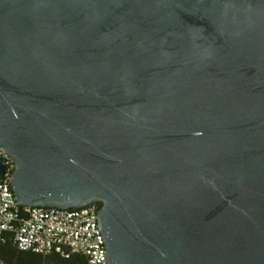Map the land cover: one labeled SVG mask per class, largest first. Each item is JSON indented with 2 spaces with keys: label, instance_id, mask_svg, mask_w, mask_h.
I'll list each match as a JSON object with an SVG mask.
<instances>
[{
  "label": "water",
  "instance_id": "1",
  "mask_svg": "<svg viewBox=\"0 0 264 264\" xmlns=\"http://www.w3.org/2000/svg\"><path fill=\"white\" fill-rule=\"evenodd\" d=\"M9 162L108 264H264V0H0Z\"/></svg>",
  "mask_w": 264,
  "mask_h": 264
},
{
  "label": "built area",
  "instance_id": "2",
  "mask_svg": "<svg viewBox=\"0 0 264 264\" xmlns=\"http://www.w3.org/2000/svg\"><path fill=\"white\" fill-rule=\"evenodd\" d=\"M8 170L0 182V237L12 234L20 251L62 258L80 255L88 264H108L104 236L99 226L101 209L92 204L80 209L30 207L16 199Z\"/></svg>",
  "mask_w": 264,
  "mask_h": 264
},
{
  "label": "trees",
  "instance_id": "3",
  "mask_svg": "<svg viewBox=\"0 0 264 264\" xmlns=\"http://www.w3.org/2000/svg\"><path fill=\"white\" fill-rule=\"evenodd\" d=\"M8 170H13L11 162L8 163ZM100 208L101 204H97ZM26 210L25 207H21ZM0 264H88L87 259L80 255H74L68 259L59 255H40L20 251L15 243L12 234H4L0 237Z\"/></svg>",
  "mask_w": 264,
  "mask_h": 264
}]
</instances>
